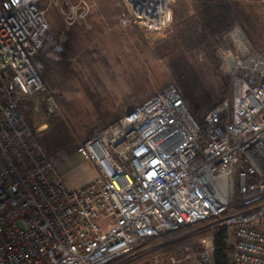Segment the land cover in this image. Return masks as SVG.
Segmentation results:
<instances>
[{
	"label": "built area",
	"instance_id": "1",
	"mask_svg": "<svg viewBox=\"0 0 264 264\" xmlns=\"http://www.w3.org/2000/svg\"><path fill=\"white\" fill-rule=\"evenodd\" d=\"M41 1L0 0V264H109L210 218L227 231L228 264H264V54L242 27L226 34L233 48L218 49L230 104L210 107L201 125L177 87L157 90L80 143L97 175L69 189L24 114L31 102L63 115L50 82L67 72L65 43ZM175 2L125 0L121 22L164 31ZM200 247L148 264H219L213 234Z\"/></svg>",
	"mask_w": 264,
	"mask_h": 264
},
{
	"label": "rangeland",
	"instance_id": "2",
	"mask_svg": "<svg viewBox=\"0 0 264 264\" xmlns=\"http://www.w3.org/2000/svg\"><path fill=\"white\" fill-rule=\"evenodd\" d=\"M195 1L176 0L173 4L174 23L164 31L147 36L146 63L142 62V55L138 52L141 49H136V53L132 44L130 58L137 60L126 65L117 62L113 66L106 62L119 59L120 51L116 50L117 55L104 51L103 47L99 50L97 39L103 25L118 26L120 20L129 15L125 0L40 2L50 22V35L62 36L65 43L68 73L61 76L60 80L50 82L63 115H49L42 108L35 111L31 102H26L24 114L34 130L38 131L39 139L49 145V152L57 160L63 152L77 149L84 140L98 135L126 114L132 104L141 100L146 93L149 92V98L157 90L169 85H174L182 92L196 120V117L203 119L204 113L220 102L231 103L232 84L221 68L218 49L220 45L234 47L226 38V33L234 25H239L255 50L264 54V0H226L233 23L222 35H209L199 44L195 42L196 33L190 36L183 28V21L189 18L188 9L192 5L202 4ZM72 32L75 33L74 39L71 38ZM78 159L77 156L71 158V170L79 163ZM219 222V219H215L208 226L195 227L176 235L172 240L160 241L153 246L144 247L145 240L134 253L109 264H125L156 249V253L135 263L148 264L154 255L166 257L171 251L189 243L200 249L201 239L212 233L171 248L164 249V246L209 228L222 227Z\"/></svg>",
	"mask_w": 264,
	"mask_h": 264
},
{
	"label": "trees",
	"instance_id": "3",
	"mask_svg": "<svg viewBox=\"0 0 264 264\" xmlns=\"http://www.w3.org/2000/svg\"><path fill=\"white\" fill-rule=\"evenodd\" d=\"M194 3H202L201 5L193 6L195 13L191 16L189 15V10L192 6L188 9V19L183 21V28L185 33L191 35L196 33L195 42L201 43L203 39L207 38L209 35H222L223 32L231 26L233 23L232 15L230 11V7L226 5L228 3L226 0H196ZM200 14L201 16L197 15ZM175 17V15H174ZM199 32V33H198ZM227 34V33H226ZM225 37V36H224ZM186 100V99H185ZM194 114V113H193ZM195 115V114H194ZM196 116V115H195ZM198 122L202 125L203 119H199L196 117ZM117 121V120H116ZM115 121V122H116ZM114 122V123H115ZM113 124V123H112ZM217 218H210L201 222H197L194 224L182 226L180 229L168 232L166 234L147 238L144 247L153 246L157 242L164 241V240H172L175 238L176 235L182 234L188 230L194 229L195 227H204L208 226L209 224L213 223ZM212 233L215 236V243H216V259L219 264H228V258L226 255V245H225V238L227 236V231L222 227H215L213 229H206L201 231L196 235H190L186 238L176 239L171 241L170 243L164 246V249L171 248L174 246H178L181 243L200 237L201 235H207ZM144 240V241H145ZM157 250L153 249L144 253L143 255L137 256L134 259L129 260L128 263L125 264H135L138 261L144 259L147 256H150L156 253ZM112 263V262H111Z\"/></svg>",
	"mask_w": 264,
	"mask_h": 264
},
{
	"label": "crops",
	"instance_id": "4",
	"mask_svg": "<svg viewBox=\"0 0 264 264\" xmlns=\"http://www.w3.org/2000/svg\"><path fill=\"white\" fill-rule=\"evenodd\" d=\"M194 13L195 11L192 5V8H190L189 10L188 16H191ZM103 26L104 27H102L100 30L101 34H99L98 39H97L98 40L97 48L100 50L103 47L104 51H108V52L111 51V52H115L116 54H117L116 50L118 49V51H120L119 52L120 55L119 54L117 55L121 56L119 59L115 61L111 60L109 62H106L107 65H112V64L116 65L117 62L119 63L121 62V64H125V65L128 63H134L133 60L135 61L136 58H132V59L130 58V55H132L130 54L132 44L135 49L134 51H136V53H137L136 49H141L138 52L139 54L142 55L141 56L142 62L146 63L145 62L147 58L146 38L147 36L151 35L149 32H146L142 27L134 23L129 24V25H123L121 20H120V25L118 26H115V27L114 26L110 27V25H108V27L106 25H103ZM74 34L73 32L71 34V38L73 39L75 37ZM152 49H153V46L151 45V50ZM122 50H125V52L123 53ZM127 56L129 57L126 58ZM67 73H68V70L64 76H66ZM152 91L153 90H151V92ZM148 95H149V92L146 93L142 97L141 100L134 102L131 108L127 111L129 112L136 105L147 100ZM51 156H52L53 162L55 163L56 167L62 174L63 179L66 183V186L69 189L80 187L92 181L97 175V167L95 166V164L92 161L85 159L81 154H79L76 148L69 152H63L62 155L59 156L58 160L54 157L53 153H51ZM74 156H77L79 158L78 159L79 163L74 165L71 170L70 161H71V158Z\"/></svg>",
	"mask_w": 264,
	"mask_h": 264
}]
</instances>
